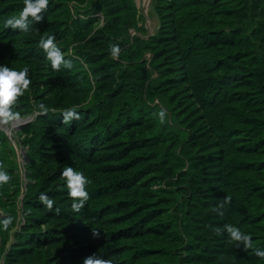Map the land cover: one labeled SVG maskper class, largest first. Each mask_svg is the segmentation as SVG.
Wrapping results in <instances>:
<instances>
[{
	"label": "trees",
	"instance_id": "obj_1",
	"mask_svg": "<svg viewBox=\"0 0 264 264\" xmlns=\"http://www.w3.org/2000/svg\"><path fill=\"white\" fill-rule=\"evenodd\" d=\"M23 6L0 0V64L29 67L32 83L13 107L34 115L19 128L27 182L18 220L19 166L0 126L11 174L0 209L13 217L0 223V261L83 264L98 253L118 264H264L254 251L264 247V0H151L159 27L146 37L136 0H50L31 31L6 27ZM52 34L72 68L46 59L39 41ZM73 105L80 117L65 120ZM65 165L90 179L79 209ZM228 223L252 233V248L230 238Z\"/></svg>",
	"mask_w": 264,
	"mask_h": 264
},
{
	"label": "clouds",
	"instance_id": "obj_2",
	"mask_svg": "<svg viewBox=\"0 0 264 264\" xmlns=\"http://www.w3.org/2000/svg\"><path fill=\"white\" fill-rule=\"evenodd\" d=\"M50 0H24V6L17 15H11L6 18L3 23L6 27L19 29L23 32L32 30L35 21H41ZM40 46L46 52V59L50 61L52 68L59 70L61 66L72 68L73 63L70 59H66V52L58 46L55 34L42 37L39 41ZM121 51V46L118 43L110 45V52L113 57H118ZM31 77L29 75V67H13L6 64H0V122H12L20 119L21 113L13 107L18 98L22 96L31 85ZM78 106L73 105L63 110V118L65 120L79 118L81 113L77 110ZM38 110L47 112L49 109L46 105H39ZM166 109H161L159 118L163 122L166 119ZM60 175L65 179L68 189V195L73 198L72 207L75 209L81 208L89 199L90 193L87 185L90 183L89 177L84 171L79 170L71 165H65L60 171ZM11 180L9 170L4 166L3 161H0V186ZM227 199V198H226ZM39 200L49 209L52 210L55 205L54 198L47 192L39 193ZM59 212V208L55 209ZM13 222L12 216H7L3 219L2 226L7 228ZM224 229L233 241L242 242L246 249L253 246V235L251 232L243 231L238 224H225ZM93 235L99 237L101 232L93 230ZM254 251L257 256L264 258V247H256ZM83 264H118L117 260L107 259L105 256L93 253L86 256Z\"/></svg>",
	"mask_w": 264,
	"mask_h": 264
},
{
	"label": "rangeland",
	"instance_id": "obj_3",
	"mask_svg": "<svg viewBox=\"0 0 264 264\" xmlns=\"http://www.w3.org/2000/svg\"><path fill=\"white\" fill-rule=\"evenodd\" d=\"M136 2L138 5V9L143 14V23H144V26L146 29L145 32L142 33V36L146 37L148 35L154 34L159 27V21H158L157 17L154 16V14L152 13L151 0H148V3L146 2V0H136ZM83 5L84 4H78L77 2H71L70 3V6L72 8H74V6L79 7V8H77L78 10H80ZM99 16L101 19V15H99ZM166 31H169V30H166ZM134 33L135 32L133 30L130 31L131 35H133ZM72 41H73V38H70L69 43H71ZM67 43L68 42H66V44ZM69 46L71 47V44H69ZM145 56L149 60L150 54L147 53ZM174 63L176 65V62H174ZM185 101H187L186 103H188V101L190 102L191 100L185 99ZM190 112L192 113L190 118L197 115V113L194 111V105H189L188 107L184 108L185 114L188 113L190 115ZM33 116H34L33 114H30L27 116V118L28 117L31 118ZM12 122L4 123L3 128H5L8 132L6 134L8 136L9 144L12 148V155L15 158V161L17 162V164L19 166L20 182L22 184V191L19 194V196L16 197V205H17L16 211L19 214V216L17 217V220H18L19 217H21L20 216L21 206H22L21 203H22V198H23L24 192H25V185L27 182V179H26L27 169L25 166L27 158L23 157V154H25V150H24V147L22 146V144L20 143V141L23 138V134L19 132V129H10ZM204 126H205L204 122L201 121L200 119H197L193 124V128H196V133L199 137V141H202V142L205 141V139H207L209 137V134L207 133L206 127H204ZM212 163L210 164V162L207 160L204 163V166L206 167V170L209 173H211L214 170V167H213L214 165H212ZM215 213H218V212H215ZM7 215H9V213L7 211L0 209V216L6 217ZM214 219H217V218H214ZM0 264H3V260L0 261Z\"/></svg>",
	"mask_w": 264,
	"mask_h": 264
},
{
	"label": "water",
	"instance_id": "obj_4",
	"mask_svg": "<svg viewBox=\"0 0 264 264\" xmlns=\"http://www.w3.org/2000/svg\"><path fill=\"white\" fill-rule=\"evenodd\" d=\"M30 121V118L25 119V118H20L16 121H13L10 129H19L23 124L27 123ZM4 122H0V126L1 128L5 131V133H8L7 130L5 128H3Z\"/></svg>",
	"mask_w": 264,
	"mask_h": 264
},
{
	"label": "built area",
	"instance_id": "obj_5",
	"mask_svg": "<svg viewBox=\"0 0 264 264\" xmlns=\"http://www.w3.org/2000/svg\"><path fill=\"white\" fill-rule=\"evenodd\" d=\"M23 157L25 158V157H26V155H25V154H23Z\"/></svg>",
	"mask_w": 264,
	"mask_h": 264
},
{
	"label": "crops",
	"instance_id": "obj_6",
	"mask_svg": "<svg viewBox=\"0 0 264 264\" xmlns=\"http://www.w3.org/2000/svg\"><path fill=\"white\" fill-rule=\"evenodd\" d=\"M146 2L148 3V0H146Z\"/></svg>",
	"mask_w": 264,
	"mask_h": 264
},
{
	"label": "bare ground",
	"instance_id": "obj_7",
	"mask_svg": "<svg viewBox=\"0 0 264 264\" xmlns=\"http://www.w3.org/2000/svg\"><path fill=\"white\" fill-rule=\"evenodd\" d=\"M9 123V122H8Z\"/></svg>",
	"mask_w": 264,
	"mask_h": 264
}]
</instances>
